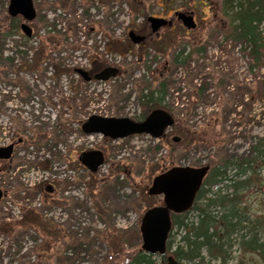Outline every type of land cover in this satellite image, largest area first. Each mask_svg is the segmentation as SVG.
Masks as SVG:
<instances>
[{
  "label": "rangeland",
  "instance_id": "1",
  "mask_svg": "<svg viewBox=\"0 0 264 264\" xmlns=\"http://www.w3.org/2000/svg\"><path fill=\"white\" fill-rule=\"evenodd\" d=\"M222 1L33 0L39 22H29L32 32L35 25L48 24L64 32L75 11L78 21L73 34L82 43L85 37L87 47L73 51L60 46L67 63L88 70L93 62L106 61L105 66H117L119 72L106 81L91 80L82 87L86 104L76 109L65 104V99L72 96L68 77L57 83L48 73L44 77L28 73L24 76L25 89L21 90L13 80L14 72L8 77L0 76V146L21 139L16 142L11 160L0 163V188L4 191L0 221H11L10 231L0 229V264H122L124 259L120 262L115 258L122 254L121 239L126 246L140 248L142 213L162 202L160 196L148 195L147 188L152 177L161 172L160 166L168 165L170 157L174 165L214 166L225 160L236 162L250 154L256 139L264 136V64L250 69L243 44L220 31L211 37L216 28L227 23ZM8 2L0 0V17ZM191 10L196 27L187 29L174 12ZM84 11L86 15L82 16ZM148 16L170 18L172 25L152 32ZM17 17L21 23L23 18ZM129 30L144 34V42L134 44L128 37ZM60 36L65 40V35ZM21 42L17 38L4 40L0 45L3 57L19 58L18 51L24 48ZM116 42L118 47L112 49L111 44ZM181 47L189 53L185 64L169 65ZM162 64L167 67L163 69ZM159 72L171 75L166 99L174 102L178 121L167 128L162 139L148 134L111 139L79 131L81 123L92 114L136 119L143 110L136 99L137 92L148 82L155 86ZM196 88H202L199 96L194 94ZM76 100L81 103L79 96ZM39 127L47 137L42 135L37 143ZM172 136L179 140L172 141ZM90 149L104 153L103 164L93 173L77 159L81 151ZM252 167L251 179L241 190L239 206H245L251 218L260 220L264 214L263 157ZM232 172L229 169L228 174ZM105 179L112 182L103 183ZM47 184L56 190L45 193ZM28 208L38 212V222L30 218ZM188 218L196 221V210H190ZM39 222L56 229V241ZM85 231L89 237L76 257L61 253L75 248V234ZM174 231L176 244L181 233ZM260 238L263 240L262 232ZM229 239L231 247L224 259L210 258L202 251L203 257L181 258L180 262L263 264L260 254L244 247L239 233ZM155 260L162 264L159 257L155 256Z\"/></svg>",
  "mask_w": 264,
  "mask_h": 264
},
{
  "label": "trees",
  "instance_id": "2",
  "mask_svg": "<svg viewBox=\"0 0 264 264\" xmlns=\"http://www.w3.org/2000/svg\"><path fill=\"white\" fill-rule=\"evenodd\" d=\"M107 1L110 2L111 0ZM138 10H140V7ZM222 12L227 23L216 28V33H213L211 37H216V34L220 31L224 33L226 38L240 42L244 46L242 51L247 50L250 59V69H259L264 64V0H223ZM74 14L75 11L70 20L72 23L68 20L67 27H64V32L55 30V28H52V24L35 25L32 36L28 38L20 31L19 18L11 16L6 10L4 15L0 17V39L2 41L0 45H3L4 40L17 38L22 41L20 45L24 48L18 51L19 58H14L12 55L3 57V48L0 47V76L8 77L9 74L12 75L11 73L14 72L13 80L17 81L21 90L25 89L23 88V85L26 84L24 76L28 73H36L41 77L48 73L51 79L57 83L62 77H68L69 82H67V85L72 96L65 99V104L71 109H76L81 104L85 105L87 98L82 95V87L88 84L89 81L83 80L76 73L77 65H71L65 61L66 59L61 56L62 50L60 48V46H63L70 47L73 51L86 50L87 45L85 44L87 40L85 37L83 38L84 43H82L73 34L74 30L75 32L77 30L76 23L78 21L75 19ZM84 15H86V11L82 13V16ZM35 22L38 23L39 18H36ZM70 26H75V29ZM212 32H214V29ZM68 33L70 34L69 36ZM60 34L65 35V40H60ZM14 41L17 42L16 40ZM117 47V42L111 44L112 49ZM188 56L189 53H185V47H181L174 52L169 65H184ZM106 64V61L93 62L91 64L92 68L88 69V71H97ZM9 66L11 68H8ZM14 66L17 69L13 70ZM166 67L165 64H162L163 69ZM147 68H150V66L148 65ZM163 69L160 68V71ZM170 76L159 72V76L156 77L159 81L155 86L152 87L151 83L148 82L138 90L136 99L143 107V110L136 117L137 120L144 118L146 113L154 108H164L169 113H172L173 116L175 115L174 102L170 103L166 99L169 86L167 80ZM201 89L196 88L194 94L199 96ZM78 96L81 103L76 102ZM179 113H182V109L181 112L178 111ZM176 123L178 121L174 116L175 126ZM40 132L41 128L39 127L37 130L38 134L35 135L37 143L41 141L39 139H41L42 135L44 138L47 137ZM20 133L17 130L16 134L19 135L18 137H21ZM155 148L158 149L159 145L155 146ZM259 157H263L264 161V136L256 139L248 156H244L236 162L225 160L219 165L210 166L189 210L183 213L170 214L171 231L166 240L167 254H171L179 262L181 258L203 257L202 251L208 254L210 258L224 259L226 251L231 247L230 236L233 233H239L241 242L244 241V247L260 254L264 264V214L260 220L254 219L251 218L250 213L244 211L245 206H239L242 196L241 190L247 187L251 179L250 173L253 171L252 164L260 159ZM166 164L168 165L162 164L160 166L161 171L176 163L170 157ZM229 169H233L231 174H228ZM242 175L246 177L239 179ZM111 182V180L105 179L103 183L110 184ZM214 186H217V188L212 190ZM95 206L98 205L95 204ZM190 210H196V221L188 220V212ZM27 212L32 220L38 222V212L36 213L31 208H28ZM39 224L52 240H57L55 238L57 236L56 229H51L50 224L47 223L39 222ZM9 227H11V221H0V229L10 231ZM262 227L263 230L261 229ZM173 229L175 230L174 233H181L176 244L172 234ZM260 232H262L263 240L260 238ZM88 234L87 231L81 232L79 235L76 233V237L73 240L76 247L69 251H61V253H71L74 255L73 257H76L82 251L81 245L89 237ZM121 242L119 250L121 249L122 254L117 255L115 258L120 262L124 259L122 264H156L155 256L160 258L162 264H165V254H147L140 248L126 246L123 243V239H121ZM85 244L88 245L87 243ZM73 257L71 256L70 258Z\"/></svg>",
  "mask_w": 264,
  "mask_h": 264
},
{
  "label": "water",
  "instance_id": "3",
  "mask_svg": "<svg viewBox=\"0 0 264 264\" xmlns=\"http://www.w3.org/2000/svg\"><path fill=\"white\" fill-rule=\"evenodd\" d=\"M7 10L11 16L21 15L23 21L19 25L20 30L26 37H30L32 28L28 22L36 16L33 0H9ZM174 15L185 28L196 27L193 11H177ZM147 21L152 32L158 31L163 26H170L172 23L170 19L155 16H148ZM127 34L134 44H140L145 39L144 35L134 30H129ZM75 71L86 81L91 79L106 81L117 75L118 68L106 66L92 74L81 68ZM173 122V116L166 110L154 108L140 121L125 116L105 117L92 114L82 122L80 129L84 134H100L111 139L141 133L148 134L152 138H159L164 135L168 127L172 126ZM172 139L178 141L179 137L173 136ZM13 146L14 143L0 146V159H9ZM77 159L87 170L95 172L103 164L104 155L100 149H90L82 151ZM208 169L207 164L173 165L152 177L147 194L161 196L162 204L146 208L140 218V249L143 252L152 255L166 254V240L171 229L170 214L182 213L190 208ZM262 191L264 193V188ZM1 196L0 190V198ZM165 264L180 263L170 254L166 255Z\"/></svg>",
  "mask_w": 264,
  "mask_h": 264
},
{
  "label": "flooded vegetation",
  "instance_id": "4",
  "mask_svg": "<svg viewBox=\"0 0 264 264\" xmlns=\"http://www.w3.org/2000/svg\"><path fill=\"white\" fill-rule=\"evenodd\" d=\"M143 35H144V34H143ZM144 36H145V35H144ZM145 37H146V36H145ZM98 70H99V69H98ZM93 72H95V71H90V73H93ZM140 120H142V119H140ZM137 121H138V120H137ZM16 142H19V141H16ZM16 142H14V148H15V146L17 145ZM14 148H13V150H14ZM12 154H13V151H12ZM12 154H11L10 158L7 159L8 161L11 160ZM7 160L0 159V163H4V162H6ZM84 184H86V183H84ZM52 190H56V188H55L52 184H47V185L45 186V188L43 189V191H44L45 193H50Z\"/></svg>",
  "mask_w": 264,
  "mask_h": 264
}]
</instances>
